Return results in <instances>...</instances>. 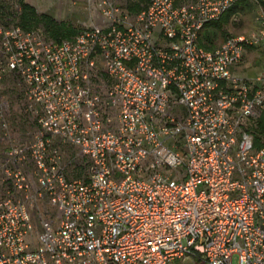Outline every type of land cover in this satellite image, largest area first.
<instances>
[{
  "label": "built area",
  "instance_id": "obj_1",
  "mask_svg": "<svg viewBox=\"0 0 264 264\" xmlns=\"http://www.w3.org/2000/svg\"><path fill=\"white\" fill-rule=\"evenodd\" d=\"M241 1L83 0L58 42L0 25V264H264V74L232 73L264 17L198 42Z\"/></svg>",
  "mask_w": 264,
  "mask_h": 264
},
{
  "label": "rangeland",
  "instance_id": "obj_2",
  "mask_svg": "<svg viewBox=\"0 0 264 264\" xmlns=\"http://www.w3.org/2000/svg\"><path fill=\"white\" fill-rule=\"evenodd\" d=\"M18 2L19 0H0V6L2 7L0 11V25L7 26L16 25L18 23L20 14ZM22 2L30 6L37 16L44 14L56 22H63L75 28L79 27L80 23L86 21L87 18L80 2H74V4H72L73 0H22ZM146 2L147 0H139L142 7ZM136 6L140 8L138 5H135V7ZM240 6L239 4V7ZM240 8L241 10H239V12L229 17L227 22L221 25L215 37L205 40L204 37H202L205 33L203 31V35L200 36L201 44L209 48L220 43L226 36L241 35L248 37L255 33L259 28L260 18L264 17V0H247ZM5 10H7V14ZM31 28L42 30L40 25ZM210 30L213 31L214 27H211ZM260 46L261 44L251 46V49L247 50L248 55L246 56V60L250 67H248L246 71L250 72V76H248L249 79L246 80H253L257 75L264 73V53L260 52ZM257 124L258 119L248 123L246 128L252 135L254 134V136L262 138L264 134L257 133ZM233 263H235V259H233ZM175 264L205 263L196 256H186L177 260Z\"/></svg>",
  "mask_w": 264,
  "mask_h": 264
},
{
  "label": "trees",
  "instance_id": "obj_3",
  "mask_svg": "<svg viewBox=\"0 0 264 264\" xmlns=\"http://www.w3.org/2000/svg\"><path fill=\"white\" fill-rule=\"evenodd\" d=\"M245 1L239 2V4L241 5L240 7L244 5ZM18 3H19L20 14H19V19H18L19 21L16 25L20 27L21 29L30 30V29H33L31 27L40 25L44 33L55 42H58L63 39H70L77 33L78 28L72 27L63 22H56L53 19H51L49 16L44 15V14L37 16L34 10L27 4L23 3L22 0H19ZM239 4L238 3L233 4L229 9H227L220 16V18L217 21L207 24L205 27L212 26L214 27V30L209 32L210 36L208 34L207 35L204 34L202 37H204L205 40L209 39V37L210 38L215 37L216 34H218L221 25L225 24L229 17H231L232 15L239 12V10H241V8L239 7ZM1 9L2 7L0 6V11ZM134 9H138L137 6ZM5 13L6 14L8 13L7 10H5ZM198 42L199 44H201L200 34H199ZM256 130L258 134H264V112L260 115L258 119ZM259 139L260 138L258 136H254V146L255 147H259L260 145Z\"/></svg>",
  "mask_w": 264,
  "mask_h": 264
},
{
  "label": "crops",
  "instance_id": "obj_4",
  "mask_svg": "<svg viewBox=\"0 0 264 264\" xmlns=\"http://www.w3.org/2000/svg\"><path fill=\"white\" fill-rule=\"evenodd\" d=\"M74 1V0H73ZM75 2H80V5L81 6H83V11H84V3H83V0H76ZM85 15H86V17H87V14L85 13ZM85 18V17H84ZM86 20H87V18H86ZM84 22H86V21H84ZM212 26H208V27H204L203 28V30L200 32V36H202L203 35V31L205 32L204 34H208L209 36H210V34H209V32L210 31H212V30H210V28H211ZM78 28V27H77ZM208 36V37H209ZM228 37H235V36H226V38H228ZM210 38V37H209ZM212 38V37H211ZM225 39V38H224ZM223 39V40H224ZM206 40H209V39H206ZM222 40V41H223ZM219 44V43H218ZM217 45V44H216ZM213 46H215V45H213ZM213 46H211V47H213ZM211 47H209V48H211ZM249 49H251V47L250 46H247L246 48H245V51H244V54H243V57H242V60H241V62L237 65V66H235L233 69H232V73L234 74V75H236V76H238V77H240V78H243V79H249L248 78V76H250V72H248V71H246V69L248 68V67H250V65L248 64V61L246 60V56L248 55V53H247V50H249ZM260 52L261 53H264V43H262L261 44V46H260ZM249 70V69H248ZM264 74V73H263Z\"/></svg>",
  "mask_w": 264,
  "mask_h": 264
}]
</instances>
